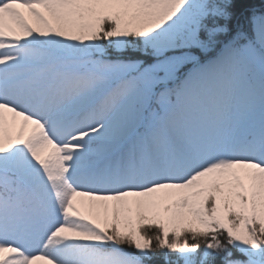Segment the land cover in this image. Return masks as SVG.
Segmentation results:
<instances>
[{
	"label": "rangeland",
	"instance_id": "1",
	"mask_svg": "<svg viewBox=\"0 0 264 264\" xmlns=\"http://www.w3.org/2000/svg\"><path fill=\"white\" fill-rule=\"evenodd\" d=\"M27 1L36 0H22V4ZM145 1L147 0H100L99 10L104 17L125 21L129 11ZM205 1L207 0H154V3H145L152 18L149 35L155 51L186 49L199 44L196 25L197 19L206 13ZM86 2L87 0H58L50 7H19V10L13 12L14 22H10L5 28L19 55L15 60L17 67L11 66L14 71L3 69L1 72L8 82L7 92L17 104H21L30 85L41 78L50 79V83L38 89L39 92L33 93V97L26 101L29 108L50 110L49 115H54L49 122L50 126L55 125L57 130L59 128L63 131L57 134L58 137L63 136L58 142L71 140L75 149L76 144L85 138L81 136L88 117L95 116L99 122L104 118L107 124L102 125L104 121L100 124L103 128L99 132L101 143L98 153L102 159L115 155L120 159L119 167L115 168H119L122 175H135L139 171L142 174L148 158L155 159V162L147 163L148 168L159 166V159L165 150H174L177 155H181L184 149L183 160H186V165L190 160L195 163L209 157L218 149L217 138L223 141L224 131H229L235 122H239L238 111L245 114L255 111L254 115L261 112L259 117L264 120V11L253 17L248 35L243 36V43L239 39L231 42L224 47L225 54L222 58L207 67L203 76L181 86L182 89L178 91L180 104L164 105L166 92L159 89L158 94L163 97L159 100V108L164 106L158 117L150 110L148 103L156 89L153 82L145 77H140L138 82L129 86H122L123 89H112L111 94L106 95L98 107L89 102L87 79L98 64L93 60L92 66L84 70V56L88 52L83 50L73 33L77 24L76 8L83 7ZM82 22L86 28H90L88 17ZM216 31L224 33L226 30L221 28ZM33 32L44 37L53 36V49L38 46ZM60 36H63L64 48L58 45ZM63 51L67 55L63 56ZM188 87L191 88L187 90ZM126 88L129 91L127 93L124 92ZM118 91L121 92L115 94ZM8 94L5 95L9 98ZM137 101H141V112L138 115L135 114ZM88 107L90 111H84ZM13 115L0 111V172L9 168L15 172L19 167L32 172L41 161L47 169L56 165L58 158L51 145V138H54L39 134L33 127L36 125L32 119L26 122L20 120L18 115ZM49 115H43L42 118L47 119ZM249 120L250 117H247L244 129H237L235 141L239 135H248L245 127L248 124L252 127ZM71 123L75 130L65 128L66 124ZM77 134L80 136L73 139ZM200 135L209 136L212 145L208 141L204 143L199 140L200 145L193 147V156L189 157L186 146L198 141ZM138 139L144 142V149ZM126 143L129 152L119 156L120 149L126 150ZM133 147L136 149L132 151ZM27 149L28 152L25 151ZM74 149L67 146L68 152L64 157L72 168L78 169L80 163L77 158L80 154H73ZM43 155L49 161L45 162ZM128 155L129 158L126 157ZM124 161H130V164L125 166ZM14 162L15 165L12 166ZM166 164H169L168 158L163 161V165ZM107 168L110 167L106 161L104 169ZM250 171L251 168L240 164L216 172L210 171L186 184H180V190L158 188L143 193L128 191L125 195L122 192H112L107 194V198L100 199L77 196L72 211L78 218L89 219L93 225L111 221L118 233L130 235L137 248L142 251L143 243L136 235L135 228L138 221L161 225L166 232L178 231L188 224L191 214L199 211L200 214L195 216L191 227L205 229L214 226L224 229L230 234L235 247L246 252L249 251L248 248L254 251L252 247H256L255 243L252 242L251 247L246 244V230L252 224H258L264 229V177L249 178ZM174 174L180 177L184 173L181 169ZM234 177H248L249 180H243L235 187L229 182ZM214 179L223 186L214 192L212 211L206 216L204 190L206 184ZM134 180L135 178L132 181ZM54 191L57 196L55 188ZM186 191L197 193L184 204L176 206L177 197ZM227 200L231 202L233 211L244 219L235 229L227 221ZM58 227L57 232L64 229L61 232L64 233L63 239L67 244L49 257L52 263L41 261L39 264H113L109 256L100 255L93 249L82 252L79 246L82 239L79 225L72 227L65 223ZM58 235L57 233L53 236L54 239L49 240L48 251L61 242ZM85 239L91 238L85 236ZM175 251L182 264H191L193 249L175 246ZM28 257V264L37 260L30 251ZM118 257L122 255L119 254ZM0 264L23 262L10 261L0 252ZM248 264L258 263L252 260Z\"/></svg>",
	"mask_w": 264,
	"mask_h": 264
},
{
	"label": "trees",
	"instance_id": "2",
	"mask_svg": "<svg viewBox=\"0 0 264 264\" xmlns=\"http://www.w3.org/2000/svg\"><path fill=\"white\" fill-rule=\"evenodd\" d=\"M264 4V0H217L214 2V11L217 17L212 13L199 23L200 38L204 44H209L205 47L208 51L216 47L225 37L220 35H212V28L225 24L230 34L233 33L234 24L241 28L244 18L248 20L249 11L254 7H259ZM219 16H227V20L219 19ZM138 30L141 27L138 26ZM98 41L102 45V52L104 55H116L121 62H133L137 66H146L156 63L158 67H163V57L156 55L150 49V44L145 42V35L142 32H127L125 29L114 32L112 24H102L95 33ZM115 42L120 43V49H115ZM203 52H177V58L182 59V62H188L190 58H198ZM182 65V64H180ZM163 248L157 247L153 243L152 258L146 261L147 264H165L163 262ZM143 264V262H141ZM207 264H222L219 258H213Z\"/></svg>",
	"mask_w": 264,
	"mask_h": 264
},
{
	"label": "bare ground",
	"instance_id": "3",
	"mask_svg": "<svg viewBox=\"0 0 264 264\" xmlns=\"http://www.w3.org/2000/svg\"><path fill=\"white\" fill-rule=\"evenodd\" d=\"M219 55H221V53H219ZM205 69L206 68L204 66L194 68L192 70V74H193V76H200L205 72ZM61 243H62V245H65V241H62ZM56 248H61V244L58 243V245H56Z\"/></svg>",
	"mask_w": 264,
	"mask_h": 264
}]
</instances>
